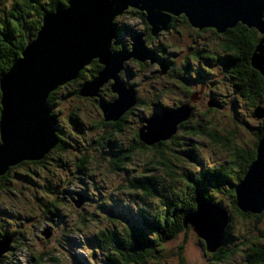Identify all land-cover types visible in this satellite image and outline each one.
Instances as JSON below:
<instances>
[{"label":"trees","instance_id":"1","mask_svg":"<svg viewBox=\"0 0 264 264\" xmlns=\"http://www.w3.org/2000/svg\"><path fill=\"white\" fill-rule=\"evenodd\" d=\"M66 7L65 0H0V82L3 76L20 59L26 46L36 39L43 26L45 13L55 12ZM126 13L140 20L143 24V31L147 34V45L151 50L159 51L162 45H153L155 40L152 37L145 14L133 9L124 12V14ZM172 19L173 22L169 27L177 26L180 22L185 27L190 26L192 29H198L192 27L184 15H180L178 19L177 17ZM115 26L116 30L120 31L121 25H118L116 21ZM178 29L177 26V31L175 30L174 33L178 34ZM210 29L212 28L198 30L210 34L212 40L213 32ZM212 30L215 31L219 43H224L220 44V48L218 47L215 51L220 52L223 49L227 57L220 59L214 53L215 51H211L209 46L210 42L214 44L215 41L213 40L206 44L209 45L207 48L202 49L199 58L203 62L209 61L221 66L231 78V84L236 89L238 96L248 101L254 107V110L258 106H264V77L252 66L251 61L257 45L264 36L259 34L256 29L249 28L241 23L224 33H219L215 29ZM121 46L125 45L114 41L112 50L117 51ZM172 53L176 54L175 52ZM222 60H224L223 63H221ZM101 70L102 67L98 61L94 60L91 65L80 72L75 81L64 86L67 92L63 94L64 98H76L78 104L72 107L69 106L67 109L68 119L64 120L62 126L59 123L58 116L62 115L61 109H59L62 106L59 93L63 87L50 94L48 103L53 114L57 116L59 144L42 160L32 161L33 164L46 165L48 161L55 159L54 154L56 152L63 153L67 151L69 153L72 148L76 151H83L77 155L78 160L75 163L79 174H88V160L91 154L84 152L85 149H82L81 145L84 140L80 139L82 136L79 132L85 130L83 126L86 125V121L93 130L100 131L94 144L98 145L97 151H101L102 158L95 160L96 165L103 164L108 154L113 157L105 169L107 173H117L122 170L128 172L127 164H133L136 161L142 163L140 166L143 170L133 178H127L126 184L119 186V189H117L118 192L125 190L134 197V204L131 209L133 212L130 211L128 214L134 213L135 215L132 214L128 223H124L120 221L123 217L121 218L115 210L110 208L108 216L110 215L109 218L115 224L112 227L95 232L92 257L94 258L96 252L100 250L104 253L101 254L104 255L106 264H163V260L167 257L164 251L166 245L176 240L180 234H187L192 231L190 227L184 228L183 220L185 216L195 211L200 202H211L227 208L231 218L222 248L212 255L205 249L211 259L217 263H222L235 254L236 251L229 250V248L232 242V224L236 219L242 221L254 220V226L248 231L249 235H242L240 239L242 245L239 249L242 250L245 264H264V228L261 227L264 212L261 215L241 212L237 206L235 190L256 159V148L259 140L264 136V125L255 128L258 133L256 135V132L254 133L255 142L251 147L235 146L233 142V133L235 132H228L220 125L214 124L215 121L210 117L211 114L219 110L216 109L217 106L210 107L209 110H200L197 107L191 118L179 126L178 133L171 140L160 142L154 146L144 145L139 139L138 131L140 127H137L131 132V136L127 137L126 144L120 147L111 140L114 139L113 135L124 132L126 126L130 123L131 115L145 103L138 97L136 106L125 113L119 121L106 123L98 106L99 100L79 96L80 89L93 80ZM123 73L120 74L121 79L126 81ZM201 74L204 76V71ZM127 84L133 87L136 86L130 82H127ZM100 94L99 98L103 101L112 100L116 97L111 91L110 84L107 88L101 90ZM154 95L158 99L163 93H154ZM84 100L92 101L93 111L98 113V117L102 118L101 120L93 118L95 115L93 111V114L85 111L86 108L81 103ZM160 107V113H164L169 108L163 105H160ZM56 108L58 109L55 110ZM68 128L70 131H68ZM102 129L106 131L104 132ZM198 141L202 145L204 143L207 147L223 149L226 152V157L223 161L215 164L205 163L199 157L200 143ZM105 142H108V144H105ZM29 163L31 162H22L11 167L6 175L0 176V190L5 187V182L9 180L13 170L20 165ZM59 195V192L54 191L51 199L47 202V206L43 209V218L49 219L47 222L56 226L57 219H61V217L56 216L55 211H62L60 208L63 206ZM77 195L81 194L77 193ZM44 196L49 197L46 194ZM87 198H89V202V194ZM107 198L105 195L100 196V207L98 206L96 209L98 215H101V207H107ZM72 199L75 200V198ZM224 201L227 204H224ZM88 202L85 199V204L81 207L74 204L75 209L72 215L75 212L80 214L81 221H74L71 225H65L62 230L63 236L69 238L67 237L69 233L80 232L85 229L87 220L96 222V217H98L96 212H88L86 215L83 213ZM50 216H52L51 219ZM47 230H50V228H47ZM2 236H10L14 240V243L11 244V251L13 252L25 247L22 244L17 245L19 239L17 233H12L8 228L0 233V237ZM203 245L205 247L204 243ZM183 249L184 243L178 248L179 256H181ZM11 251L6 253V257H4L8 258L9 254L13 253ZM30 252L32 259L35 261L33 264H45L47 262L60 264L59 258L53 253L35 250ZM180 264H185L183 258H180Z\"/></svg>","mask_w":264,"mask_h":264},{"label":"water","instance_id":"2","mask_svg":"<svg viewBox=\"0 0 264 264\" xmlns=\"http://www.w3.org/2000/svg\"><path fill=\"white\" fill-rule=\"evenodd\" d=\"M67 7L44 15L43 26L35 40L0 82V176L22 162H36L59 143L58 120L49 106L51 93L75 81L80 72L97 60L102 70L79 91L83 98L100 97L108 84L116 96L99 101L106 123H115L134 108L138 93L126 87L120 74L129 61L154 63L155 53L143 35H136L128 50H112L117 39L115 20L129 9L142 12L152 36L165 32L173 17L184 15L198 29L212 28L219 33L241 23L264 36V0H65ZM252 66L264 77V37L251 58ZM165 74V71L160 73ZM209 107H216L212 103ZM193 110L190 103L168 109L146 119L139 129V139L147 146L171 140L179 126L187 122ZM252 117L264 120V106ZM237 206L244 214L264 212V136L256 148V159L236 187ZM80 197V196H79ZM81 198V197H80ZM84 199L77 207L84 204ZM230 221L227 209L211 202H200L186 215L184 228L190 227L204 242L209 254L220 250ZM49 239V230L44 233ZM10 236L0 237V261L11 248Z\"/></svg>","mask_w":264,"mask_h":264},{"label":"rangeland","instance_id":"3","mask_svg":"<svg viewBox=\"0 0 264 264\" xmlns=\"http://www.w3.org/2000/svg\"><path fill=\"white\" fill-rule=\"evenodd\" d=\"M115 21L118 25H121V28L120 31H117V39L114 41L129 46V43H132L131 38H135L137 31L142 29V23L139 19L127 13L118 17ZM259 34L261 33L259 32ZM210 37L211 35L208 33L195 35L187 28H182L181 36L173 32L170 35H161V40H163L165 44H170L171 48L174 47L172 48V52L177 54V62L180 64L183 60V54L180 49H197L198 45L207 44ZM214 41L219 43L218 40ZM159 69V73L157 74H153L149 68H146L142 72L138 65L132 64L129 65V69H127L125 73L122 72L126 80L124 81L126 84L125 86L133 87L131 85L129 86L127 82L135 84L136 88H133L138 93V97L144 101L145 105H141L135 110V113L131 115V119L129 120L130 123H128L124 132L113 135L114 139L111 140L118 146L122 147L125 145L127 137L131 136V132L135 128L141 127L146 119L162 114L159 112L161 108L160 105L173 108L174 104L182 100L180 87L177 86L173 90H169V86L174 84L175 79H172L171 83L167 84L166 80L157 78V76H163L160 73L165 70L163 68ZM215 71L218 75H216V78L210 77V79L212 78L213 81L216 80L222 83L214 92L217 94L218 98L223 101V107L216 113L214 112L211 114L210 117L215 121L214 124L220 125L228 132H235L233 133V142L235 146L244 148L251 147L255 142V128L258 126L257 120L252 117L254 107L250 105L248 101L238 96L233 86L225 79L226 73L224 70L217 69ZM176 83L180 86L181 81L176 80ZM67 90L69 91V89ZM160 92H162L163 95H160L158 98L159 101L157 102L158 99H156L154 93ZM66 93L64 87L59 93L61 96L60 101H62V106L59 105V109H61L62 115H59L58 119L61 126L64 124V120L68 119L67 109L69 106L72 107L78 104L76 98H64L63 94ZM98 100L100 101L101 98H98ZM112 100L106 101L108 103ZM81 103H83L82 105L86 108V112H91V114H93L94 108L91 106L92 101L89 102L84 100V102L81 101ZM197 107L200 110L207 109L206 105L204 106V104L201 103L198 104ZM57 109L58 108L55 110ZM93 118L102 119L98 117V113H95ZM85 124L86 125L83 126L85 132L83 130L79 132L82 136L80 139L84 140L81 145L83 147L82 149H85L84 152H89V154H91L88 160V174H79L75 163L78 160L77 155L83 151L78 150V152L71 148L69 153L67 151V153L56 152V154H54L55 159L53 161H48L46 165H37L32 162L20 165L12 171L11 177L5 182V187L0 190V233L8 228L12 233H17V237H19L17 245H25L24 248L15 252L11 251L12 248H10L9 252L11 251L13 253H10L8 258H5L6 255H4L5 257L3 256L0 264H33L35 261L32 259L31 250L53 253L59 258L60 264H106L102 251H97L96 256L94 258L92 257L95 232L100 229L114 226L115 223L109 218L110 215L108 216L110 208L111 210H115L121 218L123 217L120 221L124 223H128L132 214L135 215L134 213L128 214L130 211L133 212L131 209L134 204V197L129 195L130 193L125 190L118 192L117 189H119V186L126 184L127 178H133L137 173L142 171L143 168L140 166L142 163L136 161L133 164H127L126 168L129 170L128 172L122 170L117 173H107L105 169L108 167L110 159L113 157L108 153L103 164L96 165L95 160H100L102 158L101 151H97L98 145L94 144L100 131L93 130L91 125L86 121ZM68 131H70L69 128ZM105 131L106 130H104V132ZM105 144H108V142H105ZM198 153L199 157L208 164H215L219 161H223L226 157V152L223 149L207 147L204 143L203 145L200 143ZM54 191L60 193V201L63 204L60 208L62 211H55V215L61 217V219H57L56 221L57 226L48 223L47 221L49 219L43 218V209L47 206V202L51 199ZM77 193L81 195H77ZM44 194L49 197L44 196ZM88 194L90 196L89 202V198H87ZM99 195L108 197L106 199L108 205L107 207H101V215H98L96 211L100 203ZM79 196L84 200L87 199L88 202L83 211L84 215L88 212H96L98 217H96V222L87 220L85 222V229L80 232L69 233L67 235L69 238H66L63 236V227L68 224H73L74 221H81L80 214H76L75 212L72 215L75 209L74 201L76 200L79 202L81 200ZM72 198H75V200ZM97 198L99 199L97 200ZM224 204H227V202L224 201ZM223 208L227 209L225 207ZM51 217L52 216H50V219ZM253 226L254 220L242 221L236 219L234 221L231 230L232 242L229 250L233 249L236 252L222 263H217L211 259L210 255L212 254L208 255L206 253L203 245L204 242L201 241L193 231H190L187 234H180L176 240L166 245L164 251L167 257L163 260V264H180V258L184 259L185 264H245L242 250L239 249L242 245L240 239L242 235H249L248 231ZM261 227L264 228V217L261 220ZM47 228H50L49 232L51 233L49 239H46L45 235H43L48 231ZM13 243L14 240L12 241V244ZM183 243L184 249L181 256H179L178 248ZM45 264L55 263L47 262Z\"/></svg>","mask_w":264,"mask_h":264},{"label":"flooded vegetation","instance_id":"4","mask_svg":"<svg viewBox=\"0 0 264 264\" xmlns=\"http://www.w3.org/2000/svg\"><path fill=\"white\" fill-rule=\"evenodd\" d=\"M178 19V17H177ZM180 21V20H179ZM173 22V19H172ZM179 25L178 26V30H179V35H182V28H187L191 33H194L195 35H201L202 32L199 31L198 29H192L190 26L189 27H185L184 24H181L180 22H178ZM143 27V24H141ZM176 25L169 27L165 32H162L161 34H158L157 36H152L155 40V42L153 43L154 46H159L162 45V47L159 49V51H155V62L151 63L146 61L145 63H139L137 61H129L125 64V70L123 72H125L127 69H129V65L132 64H136L139 66V68L141 69V71H144L146 68L151 69V71L153 72V74H157L159 73V68H163L165 69V74L163 76H157L158 79L161 80H166L167 84L171 83L172 79L174 80V84L172 82V86H169V90H173L174 88H176L177 86L180 87V90L182 92V100H179L177 102V104H174L173 108H168V109H174L177 107H180L181 105L190 103L193 113L195 111V108L197 109V105L198 104H204V106L206 105L207 110H209V104H213L216 105L217 108L216 109H222L223 107V101H221V99L218 98L217 94H215V90L218 88V86H220V84H222L221 82H217L216 80L213 81L212 78H216V74L215 70H224L221 68V66H218V64L215 63H210L209 61L203 62L199 57L201 55L202 49H204L205 47L207 48L209 45L206 44H201L198 45L197 49H191L187 50V49H183L181 51V53L183 54V60L181 61L180 64H178L177 62V55L172 53V47L170 44H165L163 42V40H161V35L164 34H172L175 30H176ZM177 31V30H176ZM209 31V30H206ZM211 32H213V36H212V40L211 38L209 39V41H213V40H218L216 37V33L214 30L210 29ZM143 35L146 45H147V34L144 33L143 28L140 31H137V35ZM136 37V36H135ZM133 38H131L132 41ZM161 40V42H160ZM163 42V43H162ZM114 44V42H113ZM112 44V47H113ZM130 44L129 46H121V47H125L126 49H130ZM220 44H224V43H217L215 42L214 44H212L210 42V46L209 48L211 49V51H215V49H217L219 47ZM147 47L150 49V47L147 45ZM220 48V47H219ZM116 51V50H115ZM217 56H219V58H226V52L222 50H220V52L215 51L214 52ZM224 60L221 61V63H223ZM158 68V69H157ZM202 71H204L205 75L203 76ZM225 71V70H224ZM207 73V75H206ZM226 75H225V79H227L229 81V83L231 84V78L229 77L228 73L225 71ZM210 77H212L210 79ZM157 79V80H158ZM176 80L181 81L180 86L177 85ZM226 81V80H225ZM232 85V84H231ZM108 85H106V87H104L103 89L107 88ZM234 88V87H233ZM102 89V90H103ZM234 90L236 91V89L234 88ZM101 93V92H100ZM167 109V110H168ZM192 113V114H193ZM258 122V126L257 128L262 125H264V121H257ZM256 132V133H255ZM255 135L258 133L257 131H255ZM255 137V136H254Z\"/></svg>","mask_w":264,"mask_h":264},{"label":"bare ground","instance_id":"5","mask_svg":"<svg viewBox=\"0 0 264 264\" xmlns=\"http://www.w3.org/2000/svg\"><path fill=\"white\" fill-rule=\"evenodd\" d=\"M2 258H3V256H2ZM2 258H1V260H2Z\"/></svg>","mask_w":264,"mask_h":264}]
</instances>
